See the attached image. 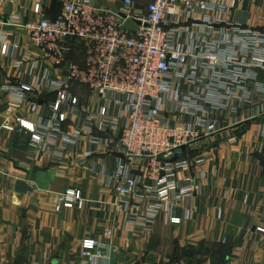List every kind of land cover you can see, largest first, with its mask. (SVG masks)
<instances>
[{
    "label": "built area",
    "instance_id": "obj_1",
    "mask_svg": "<svg viewBox=\"0 0 264 264\" xmlns=\"http://www.w3.org/2000/svg\"><path fill=\"white\" fill-rule=\"evenodd\" d=\"M243 2L146 0L138 8L135 0H124L121 10L110 11L98 8L94 0H67L53 19L45 18L42 4L36 3L38 20L27 22L25 28L38 53L29 51L25 57L39 66L37 75L30 71L28 81L6 87L11 107L32 98V111L40 114L36 123L19 120L30 136L34 156L45 152L63 160L82 142L88 147L76 150L75 165H86L95 156L124 153L113 169L102 159L94 171L106 185L114 183L117 208L125 209L130 221L138 224L163 210L170 211L173 224L189 218V209L183 217L174 215L175 201L210 193L202 182L207 171H194L206 160L204 150L197 148L196 155L186 151L224 131L214 111L236 115L264 92L260 78L264 30L233 18ZM11 20L20 21V16L13 14ZM1 40V53L16 57V67H21L25 57H19L18 41L8 42L6 35ZM77 45L84 51L83 63L70 58ZM55 69H62L64 76L54 77ZM77 87L99 98L96 110L82 109L81 96L74 92ZM39 90L55 95L46 118L35 101ZM73 119L74 131L64 129ZM240 119L246 120L239 116L235 124ZM2 126L14 130L9 118ZM183 145L185 151L174 159ZM135 198L153 201L147 215L131 210ZM52 201L56 211L82 208L85 203L83 192L74 187L56 193ZM257 230L263 233L264 227ZM82 246L92 264L105 256L95 239H85Z\"/></svg>",
    "mask_w": 264,
    "mask_h": 264
},
{
    "label": "crops",
    "instance_id": "obj_2",
    "mask_svg": "<svg viewBox=\"0 0 264 264\" xmlns=\"http://www.w3.org/2000/svg\"><path fill=\"white\" fill-rule=\"evenodd\" d=\"M66 1L0 2V126L5 107L13 103L3 85L28 81L30 71L37 75L39 69L25 57L29 51L38 53L25 28L27 22L38 20L35 4L41 3L44 17L53 19L61 14ZM94 2L110 11L124 5V0ZM135 2L138 8L146 4V0ZM240 10L233 18L264 30V0H245ZM13 14H18L20 21L11 20ZM3 35L8 42L18 41L19 57H25L21 67H16V57L1 53ZM64 74L62 69L53 71L54 77ZM261 75L264 83V73ZM74 92L81 96L83 110L98 108L99 98L87 88L77 87ZM36 95L45 118L50 116L54 93L39 90ZM26 101L17 111L38 122L40 114L32 111L33 99ZM213 115L225 129L196 143V150L203 149L206 160L194 168L196 174L201 169L207 171L202 182L210 195L176 200L175 216L183 217L186 209L190 210L189 218L180 224L171 223L170 211L164 210L149 222L132 223L130 214L117 208L114 183L106 185L94 171L102 159L113 169L119 157L95 156L86 165H75L76 150L88 147L84 142L63 160L45 152L32 157L24 144L27 137L0 127V264H92L91 257L84 254L85 239L101 243L99 249L105 256L97 264H173L206 259L212 264H264V233L257 230L264 227V92L236 115L228 111H214ZM239 116L246 120L235 124ZM75 122H66L64 129L73 132ZM234 135L236 139L231 141ZM70 187L83 192L84 206L56 211L53 196ZM131 203L132 211L147 215L146 208L153 201L135 198Z\"/></svg>",
    "mask_w": 264,
    "mask_h": 264
},
{
    "label": "rangeland",
    "instance_id": "obj_3",
    "mask_svg": "<svg viewBox=\"0 0 264 264\" xmlns=\"http://www.w3.org/2000/svg\"><path fill=\"white\" fill-rule=\"evenodd\" d=\"M263 77V75H260V78H262ZM9 85H11L10 84V82H8V83H5L3 86H4V91H6L7 92V89H6V87L7 86H9ZM8 93V92H7ZM9 94V93H8ZM262 94V93H261ZM25 102H27V101H25ZM10 104V103H9ZM19 107H21V106H19V105H16L15 107H11V106H6L5 107V111H4V114H3V121L2 122H4L5 120H6V118H9V120H10V123H11V125L14 127V130H7V129H5V127L4 126H2L3 125V123L1 124V129H3V130H6V131H9V132H13V133H15L17 136H19L20 135V137H27L28 138V140L26 141V139H25V141H24V144L26 145V151H27V153L29 154V156H34V154H33V152H32V150H31V140L29 139V135H28V132L26 131V130H22L21 128H20V123H19V120L20 119H26L27 118V116L26 115H24V114H22V113H20L19 111H17V108H19ZM56 159H57V156L55 157ZM260 232V231H259ZM262 233V232H261ZM264 233V232H263ZM207 260V259H206ZM203 261H205V260H196L195 262H203Z\"/></svg>",
    "mask_w": 264,
    "mask_h": 264
},
{
    "label": "trees",
    "instance_id": "obj_4",
    "mask_svg": "<svg viewBox=\"0 0 264 264\" xmlns=\"http://www.w3.org/2000/svg\"><path fill=\"white\" fill-rule=\"evenodd\" d=\"M70 58L77 63L84 62V51L82 50V47L80 45H77L76 50L70 55ZM189 153L192 155H196L197 150H190Z\"/></svg>",
    "mask_w": 264,
    "mask_h": 264
},
{
    "label": "water",
    "instance_id": "obj_5",
    "mask_svg": "<svg viewBox=\"0 0 264 264\" xmlns=\"http://www.w3.org/2000/svg\"><path fill=\"white\" fill-rule=\"evenodd\" d=\"M186 149V146L183 145L182 147L179 148V153L176 154V156L174 157V159H176L180 153L184 152ZM114 156H117V157H125V154L124 153H121V152H117V153H114Z\"/></svg>",
    "mask_w": 264,
    "mask_h": 264
}]
</instances>
